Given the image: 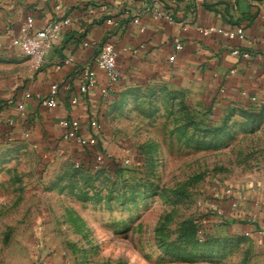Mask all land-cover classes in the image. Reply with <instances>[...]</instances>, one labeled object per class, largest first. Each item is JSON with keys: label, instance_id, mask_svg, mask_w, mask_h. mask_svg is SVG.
<instances>
[{"label": "rangeland", "instance_id": "374dc122", "mask_svg": "<svg viewBox=\"0 0 264 264\" xmlns=\"http://www.w3.org/2000/svg\"><path fill=\"white\" fill-rule=\"evenodd\" d=\"M109 118L87 159L0 144V264H256L215 220L264 167V105L214 110L162 85Z\"/></svg>", "mask_w": 264, "mask_h": 264}, {"label": "crops", "instance_id": "0c3cea01", "mask_svg": "<svg viewBox=\"0 0 264 264\" xmlns=\"http://www.w3.org/2000/svg\"><path fill=\"white\" fill-rule=\"evenodd\" d=\"M29 19L36 30L70 20L39 68L9 48ZM209 28H242L244 36H204L201 31ZM0 44V144L31 138L61 153L90 158V147L63 139L60 123L79 121L84 139L110 144L111 112L138 89L169 86L214 110L252 106L254 97L264 100V0H0ZM106 44L118 52V83L103 96L105 76L96 64ZM236 49L250 57L234 56ZM88 69L97 71V83L73 105L72 94L78 93ZM54 85L59 87L57 105L45 108L41 102ZM217 207L224 214L215 220L220 224L215 232L246 241L255 263L264 264V167Z\"/></svg>", "mask_w": 264, "mask_h": 264}, {"label": "built area", "instance_id": "2783aa9c", "mask_svg": "<svg viewBox=\"0 0 264 264\" xmlns=\"http://www.w3.org/2000/svg\"><path fill=\"white\" fill-rule=\"evenodd\" d=\"M158 17H165L168 20L172 18L168 15H164L162 12L157 13ZM70 24V20H58L45 24L41 29L36 30L34 27V21L29 19L27 23L21 29V33L13 40L9 46L11 49L19 50L24 56L30 58L33 62L34 67L39 68L43 63L45 58L51 52L54 43L59 40L65 30V28ZM218 32L229 39H236L244 36V30L242 28H236L231 31L215 30L213 28L202 30L201 33L204 36H209L210 34ZM177 48L181 49V44L177 41ZM0 48H2L0 44ZM232 54L234 56H242L249 58V54L242 53L240 50H233ZM118 59V52L114 45L106 44L102 47L100 55L97 60V70L101 71L105 76V85L101 90L103 96H108L113 90L114 86L118 83V76L116 74V65ZM97 83V71L88 69L83 72L81 77V85L79 87L78 93L72 94L71 103L77 105L80 101L81 95H86ZM67 92H72L69 85L65 86ZM59 92V87L54 85L51 87L50 94L43 98L41 104L45 108H54L57 105V95ZM250 104L252 106L264 105V100L258 99L256 97L250 99ZM21 112V116H25V107L20 104L18 107ZM9 126H14V121L8 122ZM61 127L65 129V134L63 139L65 141H74L82 147L89 148L93 145L92 142L84 139L80 134V122L79 121H62L60 123ZM28 137V134L25 135ZM99 160L101 157L98 158ZM130 159L124 160V163H130ZM234 190H229L224 198H232ZM233 209L238 208V202L236 200L232 201ZM219 214L222 212L218 210Z\"/></svg>", "mask_w": 264, "mask_h": 264}]
</instances>
